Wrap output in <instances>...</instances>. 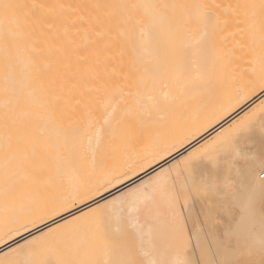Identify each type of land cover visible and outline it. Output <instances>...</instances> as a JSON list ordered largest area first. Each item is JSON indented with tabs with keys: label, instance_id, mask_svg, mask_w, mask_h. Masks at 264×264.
<instances>
[{
	"label": "snow or ice",
	"instance_id": "snow-or-ice-1",
	"mask_svg": "<svg viewBox=\"0 0 264 264\" xmlns=\"http://www.w3.org/2000/svg\"><path fill=\"white\" fill-rule=\"evenodd\" d=\"M114 34L134 51L160 46L167 67L141 59L121 85ZM225 76L226 110L243 105V116L135 189L103 195L218 120H190L187 102L215 95ZM26 94L40 109L28 120ZM35 127L66 152L57 194L37 166ZM145 136L149 150L129 151ZM58 215L63 224L29 231ZM0 244V264H264V0H0Z\"/></svg>",
	"mask_w": 264,
	"mask_h": 264
},
{
	"label": "bare ground",
	"instance_id": "bare-ground-1",
	"mask_svg": "<svg viewBox=\"0 0 264 264\" xmlns=\"http://www.w3.org/2000/svg\"><path fill=\"white\" fill-rule=\"evenodd\" d=\"M218 2L222 3H235L236 0H218ZM115 35V34H114ZM239 37H228L225 41V44L229 47L234 45L235 40H238ZM123 37L120 35H115V39L113 41V46L109 52V56L111 57L109 61V68L114 70L118 77V83L121 85H133L135 83V73L133 72V66L138 64L141 59L150 60L153 64H160L161 69L164 70L167 67L165 57L162 56L160 52V46L155 45L152 46L150 51L145 52L143 50L137 49L132 50L129 46H126L122 43ZM171 53L168 54L170 57ZM201 59L199 55L194 54L192 56V67H191V75L193 78L197 77L201 73ZM229 81L227 76L221 82L220 87L217 89L215 95L209 97L205 93L196 94L193 98L189 99L188 104V116L190 120L196 121L197 123H205V118L210 114H218L223 112V115L220 116L218 120H214L209 123L207 127L202 128L197 135L193 137L190 141L186 142V144L176 150H174L171 154L165 156L163 159L158 161H154L150 167H147L145 170L138 171L134 173L130 178H126L124 183L119 184L117 186L110 187L108 190H105L103 195L108 196V192H114L117 197L121 195V192L118 189H122L124 193H127L129 189H135L138 185L143 182H147L149 180V176L146 173H151L152 176L156 175V172L160 171V165H163L164 168H169L170 166L176 165L178 161L182 160L183 157L180 155L181 152H184L185 148H189L192 144H195L197 148L201 145L211 141L214 137H216L219 133L223 132L225 129L229 127L234 120L239 119L244 115V111L241 109L244 107L237 106L236 108L229 110L228 106V92H229ZM173 95H179V90L176 88L170 89ZM247 103H251L248 101ZM259 103V100L256 101ZM255 106V105H253ZM40 111L39 107L32 102V98L29 95H25L24 97V112L22 118L28 120L32 113ZM164 115L167 116V113ZM65 126L67 127V122H65ZM167 130L162 128H155L151 130V136L156 135H166ZM33 134L39 138L43 144V148L41 149V159L37 161V166L40 168L43 179L45 181L51 180L54 188L48 193L49 195L57 194L61 191L59 184L56 181L55 177V168L57 164V159L59 156L66 155V152L63 148L59 147L55 143H49L46 139L47 133H42L38 127L33 129ZM151 136H145L140 138L135 144H133L129 151H136L139 153H144L149 150L151 147ZM199 141V143H197ZM113 143H118V141H113ZM46 153V154H45ZM187 155L186 152H184ZM167 160L169 163H165ZM106 166L108 168H114L119 166L122 163L120 158V153L117 152L113 158H109L106 162ZM155 170V171H154ZM68 177H65L67 179ZM93 179L96 181L103 180L102 173H95ZM66 194V193H65ZM94 199H100L99 196ZM108 199L111 200L112 197L108 196ZM103 203V200H100ZM85 203L91 204L92 201L89 200ZM77 208H82L85 212L88 211V208L84 206V203L78 204ZM92 207H95V204H92ZM71 211L75 212L76 209L73 208ZM62 215L66 216L68 219L72 217L68 215L67 212L62 213ZM76 215H80L79 212H76ZM53 219L59 221V223L63 224L64 221L60 219V216H56L53 218L46 219L40 223H38L35 227L31 228L29 231L35 233V235H40L37 231V228H42L45 232L48 231L45 224L51 225V227L55 228L56 225L52 222ZM29 231H25L20 235L15 237V240L19 242V244H25L26 240H31L33 237L29 235ZM9 243H12L9 241ZM17 245L13 243V247ZM9 249L5 247L4 244H0V255H3V252L8 251Z\"/></svg>",
	"mask_w": 264,
	"mask_h": 264
}]
</instances>
